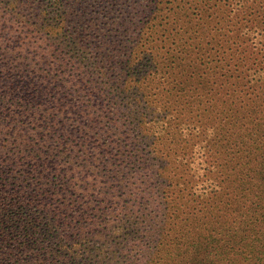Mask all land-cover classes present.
Segmentation results:
<instances>
[{"label":"trees","instance_id":"1","mask_svg":"<svg viewBox=\"0 0 264 264\" xmlns=\"http://www.w3.org/2000/svg\"><path fill=\"white\" fill-rule=\"evenodd\" d=\"M0 264H264V0H0Z\"/></svg>","mask_w":264,"mask_h":264},{"label":"rangeland","instance_id":"2","mask_svg":"<svg viewBox=\"0 0 264 264\" xmlns=\"http://www.w3.org/2000/svg\"><path fill=\"white\" fill-rule=\"evenodd\" d=\"M31 28H32V26H31ZM33 30L35 31V29H33ZM20 31H23V33H21ZM20 31H19L18 38H22V37L24 38L25 30L23 28H20ZM104 33H106V32H104ZM15 38H16V36H15ZM102 39L104 41L105 46L106 47L109 46L108 43L111 40V38H102ZM27 42L32 44V50L33 51L37 47L41 48L39 46V43H42V41L39 39V35L38 34L31 33V35L29 37H26V43ZM68 50H69V48H65V47H62V46L59 47V51L61 53H66ZM44 65L50 66V61H48ZM182 223H183L184 226L183 227H178L177 229L179 231V237L181 238V240H186L187 241V242H185V244L181 245L183 247V250H184L186 248V244H189L191 242L192 237H194L196 233L192 232V233L189 234L188 233V229H190V227L185 225L184 222H182ZM195 240H198V239L197 238L193 239V241H195Z\"/></svg>","mask_w":264,"mask_h":264}]
</instances>
